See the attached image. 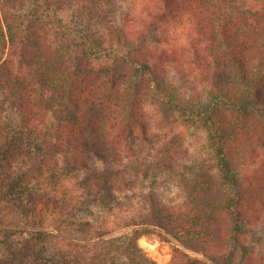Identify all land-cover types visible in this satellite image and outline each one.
Masks as SVG:
<instances>
[{
    "label": "trees",
    "instance_id": "1",
    "mask_svg": "<svg viewBox=\"0 0 264 264\" xmlns=\"http://www.w3.org/2000/svg\"><path fill=\"white\" fill-rule=\"evenodd\" d=\"M111 6L0 0L2 186L33 219L56 213L69 247H91L41 264H158L138 243L144 226L178 244L166 264H264V0ZM180 126L204 131L211 163L191 161ZM62 164L72 202L52 192ZM43 176L53 188L28 185ZM164 176L180 199L158 192ZM99 204L123 211L114 228L77 217Z\"/></svg>",
    "mask_w": 264,
    "mask_h": 264
},
{
    "label": "rangeland",
    "instance_id": "2",
    "mask_svg": "<svg viewBox=\"0 0 264 264\" xmlns=\"http://www.w3.org/2000/svg\"><path fill=\"white\" fill-rule=\"evenodd\" d=\"M139 2L140 0H112L111 10L120 14L124 9H136ZM169 39L171 42L184 41L185 29L181 25L174 26L169 32ZM175 79L178 80L177 76H175ZM178 82L180 81L178 80ZM176 128L181 130L179 132L184 139L185 146H189L193 152L194 156L191 161L211 163V151L207 145L204 131L191 127L181 129L182 127L180 126ZM161 130L159 127H153V131L157 133ZM163 130L165 131L167 128ZM69 168L67 165H61L60 173L55 177V185L58 187L54 188L52 192L60 194L59 192L64 190L66 195L69 196V202H72V196L75 194L76 173ZM44 177L36 183H34V180L32 183L29 181L28 185L31 187L36 186V188H53L49 186L51 184L44 183ZM3 182L4 177L0 171V264H41L39 256H54L61 249L67 247L69 250L79 248L81 253H85L91 248L86 240H80L79 246L71 244L69 247L70 241L72 242L75 238L70 237V241H64L60 237L59 231L55 229L58 218L56 213L38 216L37 219H33L27 211L28 203L25 199L26 196L22 195L19 197V194L5 192L2 186ZM157 190L167 200H178L182 196L176 177L164 176L159 178ZM129 203L134 206L137 204L136 199L129 201ZM111 206L95 205L92 207V211L79 209L77 217L94 222L93 224L97 226L102 221H105L108 224V229H112L117 222H120L124 213L116 208L111 209ZM91 212H93L92 215ZM140 231L142 235L138 243L147 254L158 264L169 262L174 247L178 246L176 241L164 230L156 226H144L141 227ZM45 239L47 240L45 244L46 250L43 252L41 248L44 246V243L42 241Z\"/></svg>",
    "mask_w": 264,
    "mask_h": 264
}]
</instances>
